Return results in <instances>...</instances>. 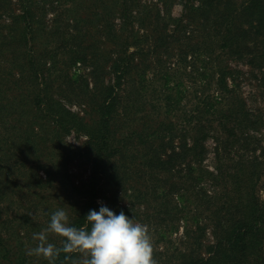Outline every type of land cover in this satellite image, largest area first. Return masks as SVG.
<instances>
[{"label": "trees", "instance_id": "1", "mask_svg": "<svg viewBox=\"0 0 264 264\" xmlns=\"http://www.w3.org/2000/svg\"><path fill=\"white\" fill-rule=\"evenodd\" d=\"M174 1L0 0V100L14 83L20 96L14 107L34 111L20 143L38 153L50 127L74 129L86 136L83 151L92 155L90 179L71 189L85 194L79 208L51 205L42 219L27 211L3 215L0 207V264H49L28 254L36 234L59 207L71 225L85 226L105 183L116 202L128 192L152 197L153 216L171 233L182 225L174 251L153 250L157 264H264V133H252L264 129V116L248 106L240 71L229 62L247 60L264 86V0H178L179 18L171 16ZM78 63L88 72L70 75ZM54 82L61 96L87 102L86 115L49 96L43 86ZM9 102L0 104V120ZM210 140L212 165L206 164ZM44 171L45 178L36 175L41 187L53 181V172ZM121 210L133 219L138 214L135 202ZM46 235L62 247V237ZM84 258L61 251L55 264Z\"/></svg>", "mask_w": 264, "mask_h": 264}, {"label": "rangeland", "instance_id": "2", "mask_svg": "<svg viewBox=\"0 0 264 264\" xmlns=\"http://www.w3.org/2000/svg\"><path fill=\"white\" fill-rule=\"evenodd\" d=\"M149 1L155 2L157 0H147V2ZM159 4L160 7L163 6L162 3L159 2ZM170 10L171 16L179 18L183 12V4L175 0L172 2ZM152 13L154 14L155 11H152ZM52 16L50 12L47 15V19H51ZM116 21L120 22V19L117 18ZM48 25L52 26L51 20L48 21ZM170 27H173V23H170ZM49 29L50 27L48 26ZM143 31V29L140 30L141 35H143ZM42 32L43 38H40L38 41L40 46L48 38L46 33L47 29L45 28ZM96 34L98 39L101 38V31ZM148 42H152V39H149ZM51 44L54 45V43ZM142 44L146 48L148 47L146 41H142ZM133 48L131 47V50ZM99 50H101V47ZM229 62L240 71L237 80L240 82L241 91L247 100L248 106L253 111L261 112L264 116V86L261 83L262 73L258 69L253 68L247 60L230 59ZM85 72L87 73L88 69L83 64L78 63L76 66L71 67L70 75L73 76L76 73L84 74ZM111 77V74H106V80ZM59 83L54 82L49 86L45 85L43 87L50 91L49 96L51 95L54 99L60 100L74 112L80 115H86L85 108L87 102L79 100L76 96H69L70 99L66 96H61ZM5 86L12 88L7 92L5 102L3 100L1 102L0 100V104H4L10 100L7 104L9 105L8 109L4 107L0 120V163L3 166L1 174L5 193L1 197L2 199H0V207L3 208L2 214L6 215L8 212L13 214L27 211L29 213L33 212L34 215L40 214L43 219L44 215L42 212H45L46 207L51 205H60L69 210L72 209L73 205L74 208H79L83 202L82 197L85 194L81 192L77 193L78 191L71 193V189L75 185L88 182L92 175V155L83 151L86 136L78 134L74 129L68 132H55L54 130H50V127L49 133L43 138L46 142L41 145L42 151L36 153L35 151L28 150L24 144L20 143L22 141H20L19 135L23 128H27L28 118H32L34 111H26L24 114H21L22 107H14L20 100L19 89L14 83H9ZM23 103L27 104L26 106L33 105L27 100H23ZM41 122H44V124L48 122L45 126L49 125V121L46 119H40L39 123ZM262 132L264 133V129L259 132L252 131V133L258 136L262 135ZM35 139L39 138L36 137ZM208 149L209 154L206 164L212 165V140L208 143ZM65 157L68 159L64 160ZM61 161L63 162L61 163ZM44 168L53 172V181L46 187H41L37 183L36 175L38 172L40 176L45 178L46 173ZM111 188L112 186L107 183H105L104 187L103 185L99 186L98 191L100 196L96 199L99 207L101 205L108 207L114 206L113 208L119 213L118 207L120 205L130 207L135 202L138 214L137 216L135 215L136 217L133 220L148 226L153 250L168 249L169 251H174L179 244V238L183 232L182 225L178 232L171 233L168 230V224L160 222L159 218L161 216H153L152 212L154 211L155 203L152 201V197H148L144 201L142 197L137 198L133 195L134 193L128 192L129 196L119 197L118 202H116L114 199L117 194H113L114 189ZM259 194L264 199V186H260ZM147 215H150L151 218Z\"/></svg>", "mask_w": 264, "mask_h": 264}, {"label": "clouds", "instance_id": "3", "mask_svg": "<svg viewBox=\"0 0 264 264\" xmlns=\"http://www.w3.org/2000/svg\"><path fill=\"white\" fill-rule=\"evenodd\" d=\"M85 217L87 224L76 227L70 224L66 211L58 208L51 213L45 232L36 234L38 243L28 254L42 255L49 264H55L61 251L82 253L83 264H157L147 225L106 205L89 209ZM46 232L62 237V247L48 242Z\"/></svg>", "mask_w": 264, "mask_h": 264}]
</instances>
